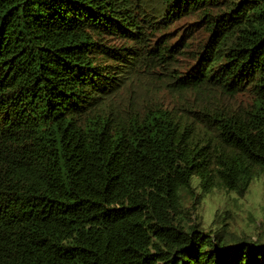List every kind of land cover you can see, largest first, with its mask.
Returning a JSON list of instances; mask_svg holds the SVG:
<instances>
[{
    "label": "trees",
    "instance_id": "16d2710c",
    "mask_svg": "<svg viewBox=\"0 0 264 264\" xmlns=\"http://www.w3.org/2000/svg\"><path fill=\"white\" fill-rule=\"evenodd\" d=\"M263 176L264 0H0V264H264L193 208Z\"/></svg>",
    "mask_w": 264,
    "mask_h": 264
},
{
    "label": "rangeland",
    "instance_id": "374dc122",
    "mask_svg": "<svg viewBox=\"0 0 264 264\" xmlns=\"http://www.w3.org/2000/svg\"><path fill=\"white\" fill-rule=\"evenodd\" d=\"M195 18L186 19L180 22L182 24H192L195 22ZM197 30L194 35H192L187 42L192 41L196 44L201 40L203 36V30L199 26H194ZM174 28H178L175 29ZM180 26H174L173 32H178ZM179 36V34H178ZM177 39V37H175ZM175 39H173L174 41ZM195 44V43H194ZM195 44V45H196ZM195 45H192L194 47ZM187 54L179 55L178 58V68L185 71L191 60L189 54L192 49L187 48ZM149 82L143 83L139 90H144L151 87ZM167 104L174 103V101H183L188 107L196 106V104L207 105L211 108H217L221 111L234 114V112H239L249 105L250 100L243 94H237L236 96L225 95L220 92H186L183 95L177 94H167L165 95ZM196 201L193 202V208H195V217L199 216L205 224L209 223L215 216L216 212L221 210H227V215L225 221L229 224L230 231L234 234H240L245 232L247 235H259L264 237V176L257 181H254L249 191L242 197H239L233 193H228L223 190H214L205 197L198 196ZM189 209L192 210V204H189Z\"/></svg>",
    "mask_w": 264,
    "mask_h": 264
}]
</instances>
